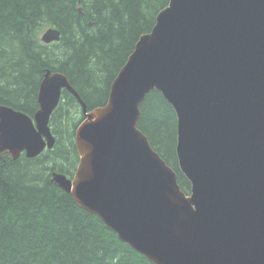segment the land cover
<instances>
[{
	"label": "water",
	"instance_id": "obj_1",
	"mask_svg": "<svg viewBox=\"0 0 264 264\" xmlns=\"http://www.w3.org/2000/svg\"><path fill=\"white\" fill-rule=\"evenodd\" d=\"M60 32L48 28L45 44ZM79 103L72 178L50 181L152 264H264V0H170L87 112L67 78L46 71L33 117L0 105V157L52 149L62 91ZM159 92L176 116L175 153L190 184L137 128Z\"/></svg>",
	"mask_w": 264,
	"mask_h": 264
},
{
	"label": "trees",
	"instance_id": "obj_2",
	"mask_svg": "<svg viewBox=\"0 0 264 264\" xmlns=\"http://www.w3.org/2000/svg\"><path fill=\"white\" fill-rule=\"evenodd\" d=\"M169 1L0 0V105L33 117L48 70L67 77L87 110L104 106L139 37L151 31ZM51 27L59 41L42 43L41 33ZM139 110L137 128L188 194L175 153L172 107L151 91ZM83 119L64 90L49 121L53 148L33 159L1 156L0 264H152L50 181L53 172L67 175L75 167L74 134Z\"/></svg>",
	"mask_w": 264,
	"mask_h": 264
},
{
	"label": "flooded vegetation",
	"instance_id": "obj_3",
	"mask_svg": "<svg viewBox=\"0 0 264 264\" xmlns=\"http://www.w3.org/2000/svg\"><path fill=\"white\" fill-rule=\"evenodd\" d=\"M64 91V90H63ZM68 93V92H67ZM100 107V106H99ZM81 108V107H80ZM97 108V107H96ZM82 110V109H81ZM89 111H91V110H87V112H89ZM74 145H75V143H74ZM44 153V152H43ZM4 154V153H3ZM2 154V155H3ZM42 154V153H41ZM40 154V155H41ZM21 155H24L23 153L21 154ZM20 155V156H21ZM40 155H38V156H40ZM25 156V155H24ZM37 156V157H38ZM26 157V156H25ZM36 158V157H35ZM33 159V158H32ZM79 155H78V152H77V150H76V147L74 148V151H73V157H72V163L70 164V165H75V167L74 168H72L71 167V169L70 170H68L67 171V175L66 174H64L65 176H67V177H69V178H72L73 177V175H74V172H75V169H76V166L79 164ZM75 163V164H74ZM70 171H73V172H70ZM69 172V173H68Z\"/></svg>",
	"mask_w": 264,
	"mask_h": 264
},
{
	"label": "bare ground",
	"instance_id": "obj_4",
	"mask_svg": "<svg viewBox=\"0 0 264 264\" xmlns=\"http://www.w3.org/2000/svg\"><path fill=\"white\" fill-rule=\"evenodd\" d=\"M46 31V29L43 31V33L41 34V36H40V41L42 42V40H41V37H42V35L44 34V32ZM59 41V40H58ZM54 42H57V41H54ZM43 43V42H42ZM52 43V42H51ZM50 44V43H49ZM59 73V72H58ZM60 74H62V73H60ZM63 75V74H62ZM65 76V75H64ZM66 77V76H65ZM67 78V77H66ZM67 81H68V79H67ZM68 83H69V81H68ZM70 85V84H69ZM71 86V85H70ZM72 87V86H71ZM73 88V87H72ZM37 96H38V94H37ZM80 97V96H79ZM60 98H61V95H60ZM81 99V98H80ZM81 101L83 102V100L81 99ZM84 104H85V102H83ZM79 104V103H78ZM85 106H86V104H85ZM87 107V106H86ZM82 114H83V112H82ZM83 117H84V114H83ZM50 121V120H49ZM80 125V124H79ZM78 125V126H79ZM78 126H77V128H78ZM48 127H49V122H48ZM50 128V127H49ZM76 128V129H77ZM54 136V135H53ZM54 138H55V136H54ZM75 142V141H74ZM4 153H6V152H4ZM3 154V153H2ZM2 154H1V156H2ZM6 154H8V153H6ZM24 155H25V153H23ZM10 156V155H9ZM1 158V157H0ZM10 158H11V156H10ZM12 159V158H11ZM30 159V158H29ZM54 173V172H53ZM64 175V174H63Z\"/></svg>",
	"mask_w": 264,
	"mask_h": 264
},
{
	"label": "rangeland",
	"instance_id": "obj_5",
	"mask_svg": "<svg viewBox=\"0 0 264 264\" xmlns=\"http://www.w3.org/2000/svg\"><path fill=\"white\" fill-rule=\"evenodd\" d=\"M42 33H43V32H42ZM42 33H41V34H42Z\"/></svg>",
	"mask_w": 264,
	"mask_h": 264
}]
</instances>
